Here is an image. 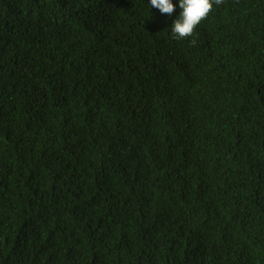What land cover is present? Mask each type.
Wrapping results in <instances>:
<instances>
[{
    "label": "trees",
    "instance_id": "trees-1",
    "mask_svg": "<svg viewBox=\"0 0 264 264\" xmlns=\"http://www.w3.org/2000/svg\"><path fill=\"white\" fill-rule=\"evenodd\" d=\"M172 2L0 0V264H264V0Z\"/></svg>",
    "mask_w": 264,
    "mask_h": 264
},
{
    "label": "clouds",
    "instance_id": "clouds-1",
    "mask_svg": "<svg viewBox=\"0 0 264 264\" xmlns=\"http://www.w3.org/2000/svg\"><path fill=\"white\" fill-rule=\"evenodd\" d=\"M222 3L223 0H179L182 11L171 28L173 38L182 40L194 36L195 29L208 18L215 6ZM150 5L158 9L161 14L168 15L173 14L176 8L172 0H150ZM192 43L194 44L195 40Z\"/></svg>",
    "mask_w": 264,
    "mask_h": 264
}]
</instances>
